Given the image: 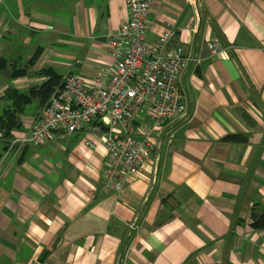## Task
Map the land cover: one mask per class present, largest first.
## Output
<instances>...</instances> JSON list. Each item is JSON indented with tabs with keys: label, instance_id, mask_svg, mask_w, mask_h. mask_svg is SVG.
<instances>
[{
	"label": "crops",
	"instance_id": "0c3cea01",
	"mask_svg": "<svg viewBox=\"0 0 264 264\" xmlns=\"http://www.w3.org/2000/svg\"><path fill=\"white\" fill-rule=\"evenodd\" d=\"M125 0H0V57L29 73L0 74L4 91L40 86L51 68L92 80L113 63L106 42ZM200 59L178 80L185 113L115 193L102 181L101 134L87 129L23 146L0 169V264H264V0H154L147 43ZM217 38L223 54L212 56ZM41 106L19 115L27 132ZM241 135L245 142H224ZM87 141L94 147L88 148ZM8 140L0 134V155Z\"/></svg>",
	"mask_w": 264,
	"mask_h": 264
},
{
	"label": "built area",
	"instance_id": "2783aa9c",
	"mask_svg": "<svg viewBox=\"0 0 264 264\" xmlns=\"http://www.w3.org/2000/svg\"><path fill=\"white\" fill-rule=\"evenodd\" d=\"M154 0H125L127 20L106 48L113 63L86 80L65 74L60 85L40 109L27 132L13 135L0 155V169L10 154L23 146L39 148L87 129L99 133L105 150L102 181L120 194L125 182L145 164L166 123L185 113L179 77L200 59L180 48L162 50L173 36L162 32L147 43L148 19ZM206 48L212 56L223 54L217 38ZM88 148L94 143L87 141Z\"/></svg>",
	"mask_w": 264,
	"mask_h": 264
},
{
	"label": "trees",
	"instance_id": "16d2710c",
	"mask_svg": "<svg viewBox=\"0 0 264 264\" xmlns=\"http://www.w3.org/2000/svg\"><path fill=\"white\" fill-rule=\"evenodd\" d=\"M39 51V49H36L24 68L13 66L9 60L0 57V74L8 70L10 65L9 69L11 70L12 78L29 75L27 69L34 64ZM36 75L46 77V80L40 86L32 88L28 92H21L13 87H9L4 91L3 99L8 104L0 112V134L8 141L11 138V131L20 129L21 124L18 117L24 112L25 107L29 106L32 100L37 99L42 108L55 89L59 87L62 77V75L51 68L42 69L36 72ZM222 140L224 142H245L246 138L241 135H227ZM252 227L257 230H264V212L253 219Z\"/></svg>",
	"mask_w": 264,
	"mask_h": 264
}]
</instances>
